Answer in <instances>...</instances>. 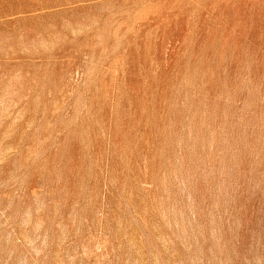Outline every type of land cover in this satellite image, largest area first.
<instances>
[{"label":"rangeland","instance_id":"374dc122","mask_svg":"<svg viewBox=\"0 0 264 264\" xmlns=\"http://www.w3.org/2000/svg\"><path fill=\"white\" fill-rule=\"evenodd\" d=\"M0 264H264V0H0Z\"/></svg>","mask_w":264,"mask_h":264}]
</instances>
